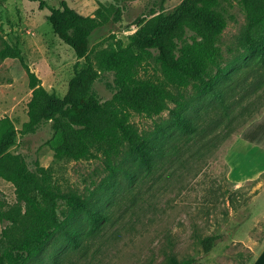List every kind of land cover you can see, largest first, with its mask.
Segmentation results:
<instances>
[{"label": "rangeland", "instance_id": "1", "mask_svg": "<svg viewBox=\"0 0 264 264\" xmlns=\"http://www.w3.org/2000/svg\"><path fill=\"white\" fill-rule=\"evenodd\" d=\"M67 1L98 18L92 35L96 55L115 40L127 44L140 20L152 12L170 11L182 2ZM217 9L227 21L219 40L227 72L217 85L222 100L200 94L192 85L182 90L171 86L175 97L187 102L186 113L196 119L199 133L194 139L176 134L180 147L167 145V154L151 171L139 166L127 148L111 159L100 151L80 160L57 156L49 144L54 134L51 120L25 131L33 91L27 68L18 57L0 56V112L8 114L19 131L11 151L34 170L46 168L53 184L84 194L107 214L92 234L81 233V244L73 246L58 232L28 264H166L171 252L207 264H250L262 250L264 172L255 176L263 159L251 145H245L240 155L233 142L264 110V65L241 42L248 21L243 1L220 0ZM47 12L38 1L0 0V49L19 45L42 84L64 96L76 68L85 67V59H78L74 48L55 33ZM94 58L99 69L94 89L107 102L117 91L114 74L102 70ZM141 77L164 81L155 56L142 68ZM177 105L170 99L160 115L132 111L131 119L142 132H151L157 122L171 123V109ZM249 134L254 137V130ZM0 201L5 209L20 203L15 185L1 176ZM6 224L0 219V236ZM207 235L217 236L209 252L202 243Z\"/></svg>", "mask_w": 264, "mask_h": 264}, {"label": "trees", "instance_id": "2", "mask_svg": "<svg viewBox=\"0 0 264 264\" xmlns=\"http://www.w3.org/2000/svg\"><path fill=\"white\" fill-rule=\"evenodd\" d=\"M32 1L48 9L46 17L55 33L74 48L78 59H85V67L76 68L66 94L59 96L31 70L19 45L0 49L2 58H20L31 78L30 119L25 131L51 120L54 134L49 144L57 156L80 160L100 151L111 159L127 148L139 166L151 171L158 158L167 154V145L180 147L176 134L194 139L199 133L196 119L186 113L187 102L176 98L170 87L182 90L192 85L198 93L222 100L217 85L227 72L219 40L227 21L217 9L220 0H182L173 10L152 12L140 20L127 44L115 40L97 55L92 48L97 17L79 12L67 0ZM242 1L248 19L242 45L264 65V0ZM153 56L161 65L164 81L141 77L142 68ZM94 57L102 70L114 74L117 91L107 102L94 89L99 76ZM170 99L178 104L171 109V123L157 122L153 131L142 132L132 121V111L160 115ZM18 132L13 119L1 111L0 176L15 185L20 203L5 209L0 201V219L7 223L0 236V264H28L58 232L73 246L79 245L81 233L92 234L107 217L87 196L62 190L53 184L46 168L34 170L24 157L12 152ZM216 239V235L202 239L206 252L213 249ZM166 264L207 263L196 257L181 259L171 252Z\"/></svg>", "mask_w": 264, "mask_h": 264}, {"label": "crops", "instance_id": "3", "mask_svg": "<svg viewBox=\"0 0 264 264\" xmlns=\"http://www.w3.org/2000/svg\"><path fill=\"white\" fill-rule=\"evenodd\" d=\"M247 126L249 129L247 128ZM250 130L251 132L254 130L255 132L254 137L249 136ZM233 145H234L233 147L236 148V151H238L240 155H243L242 152L243 153L245 152V145H251L254 147L255 154L258 155L261 159H263L262 161H260L262 162V164L259 167L260 174L258 173V175L255 177L260 176L264 172V110L255 118L254 122H251L244 127V129L237 136L236 140L233 142ZM231 147L229 148L228 152L232 149ZM254 157L255 160H257L255 155ZM251 178H247V179H251ZM263 255H264V246L262 247V250L257 254V256L253 258L250 264H264Z\"/></svg>", "mask_w": 264, "mask_h": 264}]
</instances>
